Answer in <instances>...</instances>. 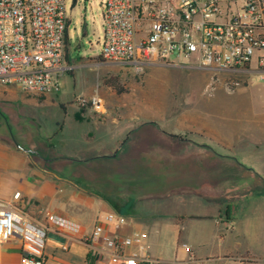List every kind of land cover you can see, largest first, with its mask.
I'll list each match as a JSON object with an SVG mask.
<instances>
[{"label": "rangeland", "instance_id": "obj_1", "mask_svg": "<svg viewBox=\"0 0 264 264\" xmlns=\"http://www.w3.org/2000/svg\"><path fill=\"white\" fill-rule=\"evenodd\" d=\"M63 3L69 69L59 78L58 91L48 94L55 95L50 98L54 103L43 104L41 94L19 92L13 101L1 96L0 145L39 170L103 198L109 211L161 229H198L199 221L186 218L173 225L188 212L248 208L257 198L249 194L251 180L244 172H222L214 164L246 165L256 155L241 154L243 149L263 150L264 80L255 74L192 69L176 55L166 58L171 65L150 64L140 73L107 63L99 56L104 0ZM107 79L122 92L106 85ZM94 90L107 116L89 122L91 110L75 101L89 98ZM25 97L35 104L24 102ZM73 116L88 126L74 122ZM199 149L214 154L213 160L194 152ZM77 158L85 162L71 161ZM210 162L212 167L204 171L200 163ZM215 171L228 175L216 178ZM200 181L211 182L212 192L222 189L232 195L206 202L198 185L197 192H187V184ZM190 196L197 202L188 205Z\"/></svg>", "mask_w": 264, "mask_h": 264}, {"label": "built area", "instance_id": "obj_2", "mask_svg": "<svg viewBox=\"0 0 264 264\" xmlns=\"http://www.w3.org/2000/svg\"><path fill=\"white\" fill-rule=\"evenodd\" d=\"M102 21L99 56L107 63L140 73L150 64L171 65L166 58L176 55L192 69L264 80V0H104ZM67 23L63 0H0V87L57 92L67 71ZM75 102L105 111L97 90ZM25 208L20 192L0 200V246L16 240L20 264H45L47 233L67 237L79 226L55 213L35 217ZM126 223V216L108 211L80 240L95 264H158L145 254V232L120 233Z\"/></svg>", "mask_w": 264, "mask_h": 264}, {"label": "crops", "instance_id": "obj_3", "mask_svg": "<svg viewBox=\"0 0 264 264\" xmlns=\"http://www.w3.org/2000/svg\"><path fill=\"white\" fill-rule=\"evenodd\" d=\"M68 69L67 66V71ZM19 92L23 93L15 87L0 88V97L13 101L17 99ZM50 98H55V95L51 97L44 95L43 104L54 103ZM23 101L35 104L34 98L25 97ZM59 104L61 103L58 102ZM91 112L88 114L92 118L89 122L101 121L107 116L106 106L104 113H96L92 110ZM88 115L81 116H85L88 120ZM73 120L83 127L89 124L84 121L85 119L76 120L74 116ZM56 127L59 128L60 125ZM254 150L256 149L247 148L240 152L246 155L254 152L253 155L256 156L251 158L250 163L238 165L239 169L232 165L221 164L216 167L214 164L215 169L218 168L222 172L232 173L235 170H238V174L244 172L246 179L251 180L253 191L251 190L249 194L257 198L245 210L236 206L230 207L228 211L217 207L215 213L188 212L182 220L173 224L178 227L186 218V220L199 221L198 229H161L162 225L157 227L153 223L144 224L124 215L127 223L120 233L130 235L133 232H145L147 235L145 254L157 260L158 264H264V148L261 152ZM194 152L198 155L208 154L205 159L213 160L211 155L214 154L206 150L199 149V152ZM198 159L201 160V157L199 156ZM71 161L85 162L78 158ZM213 163L203 165L200 163V166L201 168L203 166V170L207 172L205 167L210 170ZM222 172L215 171L213 175L216 178L228 175ZM210 184L209 181L187 184V192H197L198 190L194 189L195 185H198L199 193L205 197L206 202L224 200L232 195L222 192V189L216 193L212 192L208 189ZM14 192L22 194L26 202L25 209L30 215L41 217L55 213L79 226L77 233L67 237L56 232L47 233L43 247L45 264H95L92 250L80 240L87 237L97 220L109 211L110 206L106 200L77 188L67 180L58 179L48 172L39 170L22 155L10 153V149L0 145V200L9 199ZM187 201H189L188 205L197 202L191 196ZM169 224L166 226H172V223ZM20 259L21 246L18 241L11 240L0 246V264H20Z\"/></svg>", "mask_w": 264, "mask_h": 264}, {"label": "trees", "instance_id": "obj_4", "mask_svg": "<svg viewBox=\"0 0 264 264\" xmlns=\"http://www.w3.org/2000/svg\"><path fill=\"white\" fill-rule=\"evenodd\" d=\"M67 42V34L65 35V43ZM66 58V55H65ZM106 85L113 87L117 93L122 92L121 87L118 84H114V82L110 79L105 80ZM117 213H121L119 211H116ZM122 214V213H121ZM123 215V214H122ZM93 261H95V257L93 256Z\"/></svg>", "mask_w": 264, "mask_h": 264}]
</instances>
